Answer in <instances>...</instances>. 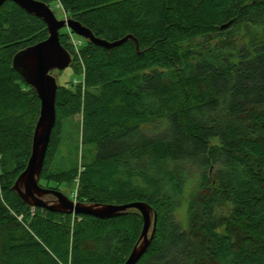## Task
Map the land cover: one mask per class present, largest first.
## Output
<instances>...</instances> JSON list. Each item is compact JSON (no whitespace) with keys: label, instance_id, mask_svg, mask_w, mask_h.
<instances>
[{"label":"trees","instance_id":"1","mask_svg":"<svg viewBox=\"0 0 264 264\" xmlns=\"http://www.w3.org/2000/svg\"><path fill=\"white\" fill-rule=\"evenodd\" d=\"M43 1L97 37L133 39H84L77 54L60 29L82 79L58 84L40 185L82 202H147L156 231L136 264H264V39L235 37L264 22V0ZM47 35L39 17L0 6V264H123L142 229L136 209L32 213L12 189L40 105L12 57Z\"/></svg>","mask_w":264,"mask_h":264},{"label":"water","instance_id":"2","mask_svg":"<svg viewBox=\"0 0 264 264\" xmlns=\"http://www.w3.org/2000/svg\"><path fill=\"white\" fill-rule=\"evenodd\" d=\"M6 1L14 2L26 12L42 19L48 32L45 39L19 50L12 57V67L35 90L40 104L32 133L30 154L12 189L28 206L50 212L90 215L105 219L123 215L129 209H136L142 218V229L123 263L136 264L146 252L156 231L157 213L147 202L133 201L125 204L82 202L68 197L58 189L44 187L39 183L51 132L56 122L58 83L56 74L52 72H59L72 63V55L60 43V29L69 28L74 34L107 49L133 37L127 35L113 41L97 37L79 20L58 18L53 8L43 0H0V6ZM135 43L137 44L136 41Z\"/></svg>","mask_w":264,"mask_h":264},{"label":"rangeland","instance_id":"3","mask_svg":"<svg viewBox=\"0 0 264 264\" xmlns=\"http://www.w3.org/2000/svg\"><path fill=\"white\" fill-rule=\"evenodd\" d=\"M51 6L53 7L55 14L58 18L66 17V16H63L64 13H63L59 3L53 4ZM63 29H67V28L64 27ZM241 30L238 34L235 35L236 40L238 41L237 43H239V45L246 44L250 40L255 39V38L264 39V22L245 24ZM75 35L73 34V39L75 41H81L80 42L81 44L80 43L77 44V51H76V47L73 45L74 51L78 54L79 48H81L84 45V38L81 36H78V35L75 36ZM53 74H56L57 83L61 86H68L71 81L79 82L82 79V74L81 73H75V71L73 70V68L71 66H68L59 72L54 71ZM79 119H80V115H76L74 117L75 121H77ZM66 154H67V151L65 150V147L63 145H61V151H57V154H56L57 157H59L60 155L65 156ZM57 157H53L54 160H57L58 159ZM41 183L43 185H45L46 182L41 181ZM60 189H61L60 191H62L66 195L70 194L69 188H67L65 186H61ZM35 208L36 207H31L32 213L34 212ZM41 210L43 211L45 209H41ZM176 214H177V219L180 220L181 223L183 224V226L186 227L187 226V217L183 214L182 208L177 210Z\"/></svg>","mask_w":264,"mask_h":264},{"label":"built area","instance_id":"4","mask_svg":"<svg viewBox=\"0 0 264 264\" xmlns=\"http://www.w3.org/2000/svg\"><path fill=\"white\" fill-rule=\"evenodd\" d=\"M68 30V33H69V36H70V40L72 41V43H73V45L76 47V51H77V44L78 43H80L81 41H75L74 39H73V32L68 28L67 29ZM73 33V34H72ZM81 44V43H80ZM72 199H74V200H76L75 199V195L73 196V198Z\"/></svg>","mask_w":264,"mask_h":264},{"label":"flooded vegetation","instance_id":"5","mask_svg":"<svg viewBox=\"0 0 264 264\" xmlns=\"http://www.w3.org/2000/svg\"><path fill=\"white\" fill-rule=\"evenodd\" d=\"M48 198H50V197H48Z\"/></svg>","mask_w":264,"mask_h":264}]
</instances>
